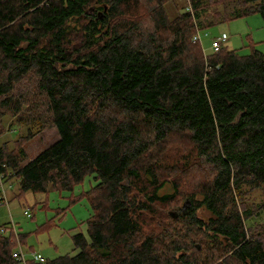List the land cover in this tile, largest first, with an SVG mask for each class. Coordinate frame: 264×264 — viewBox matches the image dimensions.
I'll return each mask as SVG.
<instances>
[{"label": "trees", "instance_id": "1", "mask_svg": "<svg viewBox=\"0 0 264 264\" xmlns=\"http://www.w3.org/2000/svg\"><path fill=\"white\" fill-rule=\"evenodd\" d=\"M168 1L0 0V102L20 112L15 86L34 74L57 134L32 157L27 135L2 142L4 181L46 192L97 180L75 251L28 264H264V53L205 54L193 38L264 20V0H185L173 17ZM15 244L0 231V264H19Z\"/></svg>", "mask_w": 264, "mask_h": 264}, {"label": "rangeland", "instance_id": "2", "mask_svg": "<svg viewBox=\"0 0 264 264\" xmlns=\"http://www.w3.org/2000/svg\"><path fill=\"white\" fill-rule=\"evenodd\" d=\"M184 6L185 0H169L165 4L169 17L175 16ZM222 32L228 35L225 44L237 49L240 54L250 52L251 42H254L255 49L264 53V20L258 13L199 30L200 44L205 54L213 52L212 38L220 36ZM37 86L32 73L26 74L16 84L13 96L23 98L20 112H13L11 106L0 102V145L5 141L8 147H12L16 137L27 135L29 137L23 146L28 157L34 156L57 137L46 98ZM35 120H39V124ZM29 127L31 131L27 130ZM94 175H85L71 189H57L50 185L46 192L22 191L18 180H5L6 200H0V231L13 235L16 241L14 250L21 249L26 256L38 253L45 259L74 252L72 235L82 233L87 236L86 220L92 213L88 190L97 183ZM184 186L186 188V182ZM170 191V184L159 190L160 193ZM186 200L189 198L173 203L165 209L166 214L176 219L177 211H181L185 204L186 208L189 206ZM261 200L259 190L251 191L247 197L250 204ZM200 214L207 216L203 211ZM255 220L263 221L264 214Z\"/></svg>", "mask_w": 264, "mask_h": 264}, {"label": "built area", "instance_id": "3", "mask_svg": "<svg viewBox=\"0 0 264 264\" xmlns=\"http://www.w3.org/2000/svg\"><path fill=\"white\" fill-rule=\"evenodd\" d=\"M196 32L194 39L200 40V34ZM228 36L226 34H221L220 36L212 38L211 48L213 51H217L222 45L227 42ZM4 174L0 172V200H6V189L4 187ZM13 257L19 262V264H28L29 259H33L39 262H44L45 258L38 253H31L26 256L21 249L13 251Z\"/></svg>", "mask_w": 264, "mask_h": 264}, {"label": "water", "instance_id": "4", "mask_svg": "<svg viewBox=\"0 0 264 264\" xmlns=\"http://www.w3.org/2000/svg\"><path fill=\"white\" fill-rule=\"evenodd\" d=\"M186 202L190 204V200H186ZM186 206H187V205L185 204V205L183 206L182 210H184V209L186 208Z\"/></svg>", "mask_w": 264, "mask_h": 264}, {"label": "crops", "instance_id": "5", "mask_svg": "<svg viewBox=\"0 0 264 264\" xmlns=\"http://www.w3.org/2000/svg\"><path fill=\"white\" fill-rule=\"evenodd\" d=\"M222 34H226V33H224V32H222ZM227 35V34H226ZM228 36V35H227ZM228 40V39H227ZM231 48V47H230Z\"/></svg>", "mask_w": 264, "mask_h": 264}]
</instances>
